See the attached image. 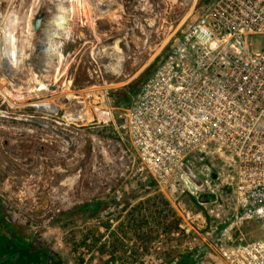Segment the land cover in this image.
I'll return each mask as SVG.
<instances>
[{
	"label": "rangeland",
	"instance_id": "1",
	"mask_svg": "<svg viewBox=\"0 0 264 264\" xmlns=\"http://www.w3.org/2000/svg\"><path fill=\"white\" fill-rule=\"evenodd\" d=\"M209 1L0 0V198L10 221L65 264H100L102 243L134 264L193 251L195 264H227L239 236L260 235L256 222H234V157L197 158L215 172L202 196L180 177L162 189L121 127L130 103L119 91L142 84ZM157 195L180 218L173 234L168 209L152 218L142 207ZM96 198L106 211L65 215ZM140 223L149 240L134 235Z\"/></svg>",
	"mask_w": 264,
	"mask_h": 264
},
{
	"label": "built area",
	"instance_id": "2",
	"mask_svg": "<svg viewBox=\"0 0 264 264\" xmlns=\"http://www.w3.org/2000/svg\"><path fill=\"white\" fill-rule=\"evenodd\" d=\"M121 127L162 189L180 177L202 196L215 172L197 158L234 157V222H256L260 235L239 236L226 263L264 264V0L204 5L132 96Z\"/></svg>",
	"mask_w": 264,
	"mask_h": 264
},
{
	"label": "trees",
	"instance_id": "3",
	"mask_svg": "<svg viewBox=\"0 0 264 264\" xmlns=\"http://www.w3.org/2000/svg\"><path fill=\"white\" fill-rule=\"evenodd\" d=\"M142 84L138 82H133L129 85L130 92L127 95L123 91H119L120 95H125L128 102L131 103L132 96L140 89ZM133 93V94H132ZM152 202L151 204H149ZM110 203L106 199L96 198L90 202L78 205L72 211L67 212L65 215L72 218L81 217H92L106 211ZM142 207L145 211H149L147 215L154 218L155 213H158L157 217H162V213L165 210H169L172 221L169 224V231L173 234L180 230V218L177 217L176 212L171 208L168 200L162 198L160 195L154 198H148L143 202ZM152 208V210H151ZM131 217L129 219H135V213L129 212ZM146 214V213H145ZM169 217V215L167 214ZM143 223H148L149 217H142ZM135 221V220H134ZM136 225V224H135ZM142 224L136 225L134 230V235L147 237L149 240L150 231H141ZM142 234V235H141ZM104 233H101L100 239ZM114 243V241H113ZM108 246L107 243H102L98 252L102 255V260L100 264H108L110 259L116 261L117 264H134L130 262L128 258H123V256L118 255L119 248L112 245ZM198 253L184 252L181 257L173 264H195L198 261ZM168 263V262H166ZM0 264H65L63 262L61 254L56 250H51L45 244L39 242V240L34 239L33 234L28 232L26 229H22L20 225L14 224L8 218V214L2 205L0 198Z\"/></svg>",
	"mask_w": 264,
	"mask_h": 264
},
{
	"label": "bare ground",
	"instance_id": "4",
	"mask_svg": "<svg viewBox=\"0 0 264 264\" xmlns=\"http://www.w3.org/2000/svg\"><path fill=\"white\" fill-rule=\"evenodd\" d=\"M194 2H195V0H194ZM109 64L112 65L113 62H108V63H107V66H108ZM110 65H109V66H110ZM109 68H110V67H109Z\"/></svg>",
	"mask_w": 264,
	"mask_h": 264
},
{
	"label": "water",
	"instance_id": "5",
	"mask_svg": "<svg viewBox=\"0 0 264 264\" xmlns=\"http://www.w3.org/2000/svg\"><path fill=\"white\" fill-rule=\"evenodd\" d=\"M215 177V176H214Z\"/></svg>",
	"mask_w": 264,
	"mask_h": 264
}]
</instances>
